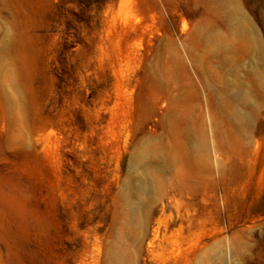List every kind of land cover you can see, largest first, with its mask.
<instances>
[{
    "label": "rangeland",
    "instance_id": "374dc122",
    "mask_svg": "<svg viewBox=\"0 0 264 264\" xmlns=\"http://www.w3.org/2000/svg\"><path fill=\"white\" fill-rule=\"evenodd\" d=\"M0 264H264V0H0Z\"/></svg>",
    "mask_w": 264,
    "mask_h": 264
}]
</instances>
